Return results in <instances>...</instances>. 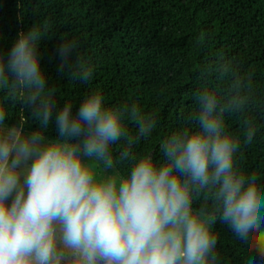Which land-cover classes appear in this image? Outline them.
Instances as JSON below:
<instances>
[{"label": "clouds", "instance_id": "obj_1", "mask_svg": "<svg viewBox=\"0 0 264 264\" xmlns=\"http://www.w3.org/2000/svg\"><path fill=\"white\" fill-rule=\"evenodd\" d=\"M42 36L34 26L0 51V89L19 96L40 125L25 132L21 118L7 126L0 103V264H214L217 222L256 253L248 264L264 261V193L238 170L240 140L226 130L225 116L250 103L251 86L232 65L199 73L206 83L193 93L192 128L165 139L163 162L145 153L130 174H107L114 169L110 147L128 136L125 122L147 137L155 118L135 103L105 106L99 91L75 114L68 102L57 109L41 67ZM77 46L70 40L57 48L61 73ZM213 74L216 83H208ZM75 76L86 82L92 70L81 67ZM54 113L57 135L49 138L41 129ZM244 125L249 143L256 128L250 119ZM201 194L211 210L193 207Z\"/></svg>", "mask_w": 264, "mask_h": 264}, {"label": "trees", "instance_id": "obj_2", "mask_svg": "<svg viewBox=\"0 0 264 264\" xmlns=\"http://www.w3.org/2000/svg\"><path fill=\"white\" fill-rule=\"evenodd\" d=\"M34 26L43 33L41 67L57 109L68 102L75 114L86 95L99 91L105 106L135 103L155 118L147 137L139 136L133 122H125L128 136L110 147L114 169L107 174H130L145 153L163 162L165 139L175 130L192 128L198 111L193 93L206 83L199 73L231 64L251 92L242 113L225 116L226 130L240 140L238 170L264 193V0H0V51L7 53L17 34ZM70 40L78 46L61 73L56 50ZM81 67L92 70L86 82L75 76ZM207 82L216 83L214 74ZM228 83L230 79L224 81ZM0 103L7 126L23 118L24 130L40 128L19 96L0 89ZM245 119L256 128L249 143ZM41 130L56 137L55 113ZM201 205L211 210L213 202L203 194L194 196L193 207ZM213 232L218 237L214 264H248L256 256L243 242L233 241L227 225L217 222Z\"/></svg>", "mask_w": 264, "mask_h": 264}, {"label": "rangeland", "instance_id": "obj_3", "mask_svg": "<svg viewBox=\"0 0 264 264\" xmlns=\"http://www.w3.org/2000/svg\"><path fill=\"white\" fill-rule=\"evenodd\" d=\"M25 132H31V131H26V130H25ZM9 203H10V201H9Z\"/></svg>", "mask_w": 264, "mask_h": 264}]
</instances>
